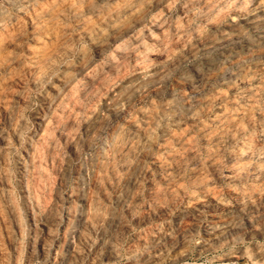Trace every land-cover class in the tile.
Returning a JSON list of instances; mask_svg holds the SVG:
<instances>
[{"label": "clouds", "instance_id": "obj_1", "mask_svg": "<svg viewBox=\"0 0 264 264\" xmlns=\"http://www.w3.org/2000/svg\"><path fill=\"white\" fill-rule=\"evenodd\" d=\"M0 264H264V0H0Z\"/></svg>", "mask_w": 264, "mask_h": 264}]
</instances>
